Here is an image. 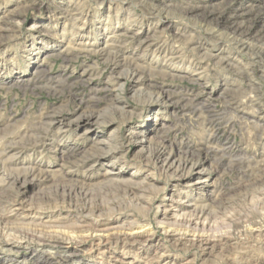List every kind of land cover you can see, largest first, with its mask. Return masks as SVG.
Segmentation results:
<instances>
[{"label":"clouds","instance_id":"9594fccd","mask_svg":"<svg viewBox=\"0 0 264 264\" xmlns=\"http://www.w3.org/2000/svg\"><path fill=\"white\" fill-rule=\"evenodd\" d=\"M0 255L264 264V0H0Z\"/></svg>","mask_w":264,"mask_h":264},{"label":"rangeland","instance_id":"374dc122","mask_svg":"<svg viewBox=\"0 0 264 264\" xmlns=\"http://www.w3.org/2000/svg\"><path fill=\"white\" fill-rule=\"evenodd\" d=\"M35 39L30 38V44H34L36 48L38 49H45V45L48 44L49 47H51V37L46 35L44 32L34 33ZM53 53L50 51L45 50L44 55H52ZM85 250H87L85 246ZM22 257H29L31 256V253H20ZM39 254H37V257ZM37 257H32L34 261L37 262V264H47L46 258L45 259H38ZM0 264H9L8 258L5 255H0ZM82 264H92L88 258H84L82 261Z\"/></svg>","mask_w":264,"mask_h":264}]
</instances>
